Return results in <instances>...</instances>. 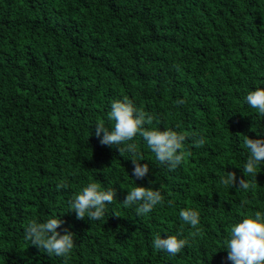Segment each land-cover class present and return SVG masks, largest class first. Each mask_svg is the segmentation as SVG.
Masks as SVG:
<instances>
[{"label":"trees","instance_id":"1","mask_svg":"<svg viewBox=\"0 0 264 264\" xmlns=\"http://www.w3.org/2000/svg\"><path fill=\"white\" fill-rule=\"evenodd\" d=\"M258 87L264 0H0V264H232L231 227L264 212V163L243 172L246 136L264 139V116L245 100ZM125 97L153 116L146 127L186 136L176 170L138 135L149 173L137 179L132 153L101 144L96 124L111 129ZM228 172L234 188L219 183ZM241 177L255 187L236 189ZM90 182L116 191L101 220L70 208ZM137 185L164 202L137 216L123 204ZM186 208L200 214L198 235ZM51 218L75 235L67 259L24 238ZM156 234L189 244L172 256L153 247Z\"/></svg>","mask_w":264,"mask_h":264},{"label":"clouds","instance_id":"2","mask_svg":"<svg viewBox=\"0 0 264 264\" xmlns=\"http://www.w3.org/2000/svg\"><path fill=\"white\" fill-rule=\"evenodd\" d=\"M246 103L261 116H264V88L258 87L256 90L249 91L245 97ZM184 100H177L178 105L184 104ZM109 119L113 121L111 129L102 123L96 124V135L100 137L101 144L116 145L118 151H125L133 154L134 169L132 175L137 179H143L149 173L148 164H140V160L135 159L137 145L132 143L136 136L143 138L147 147L155 154L156 159L161 165H168L174 171L182 164L185 159L184 142L186 136L172 129L158 130L150 129L145 125H151L153 116L137 109L134 104L125 97L123 100H115L111 104ZM196 147L205 144L203 138L195 140ZM244 146L248 156L243 167L244 175L249 177L257 176V167L264 163V139H252L246 136ZM219 183L234 188L237 185L235 172H228L226 176L219 178ZM236 189L249 190L254 188L248 179L241 177ZM64 185H58L63 187ZM116 200L114 189L102 190L97 182H90L83 190L76 194L69 202L71 211L76 213L77 219L91 221L101 220L106 212V205ZM164 202V197L160 190L151 187L135 186L128 191L123 201L125 206L138 205L136 207L137 216L150 213L158 204ZM181 220L190 225L199 234L198 225L200 214L192 208L182 209L179 213ZM64 223L60 218H51L45 223L33 221L26 229L25 239L32 245L37 246L48 255H55L67 259L74 246V233L65 229V234L61 235L57 229ZM189 244L188 239L180 238L178 235H169L162 238L156 234L152 245L157 250H162L175 256ZM228 252L227 259L232 264H264V212L257 211L254 216H249L241 222L234 224L228 234V239L224 241Z\"/></svg>","mask_w":264,"mask_h":264}]
</instances>
